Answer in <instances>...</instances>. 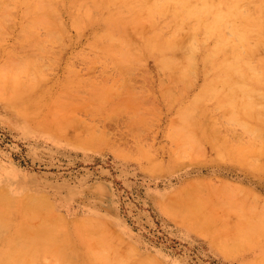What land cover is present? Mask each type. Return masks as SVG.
<instances>
[{
	"label": "rangeland",
	"instance_id": "rangeland-1",
	"mask_svg": "<svg viewBox=\"0 0 264 264\" xmlns=\"http://www.w3.org/2000/svg\"><path fill=\"white\" fill-rule=\"evenodd\" d=\"M21 11L14 9L13 14ZM88 43L89 30L76 27H69L62 39H48L46 50L29 70L40 80L28 94V99L35 97L28 112H17L8 105L11 102L0 99V172H18L23 185L38 189L31 191L47 193L66 215L69 231L79 226L84 229L88 217L103 219L94 234L100 239L105 234L109 237L108 250L125 254L123 264H136L151 254L160 259L159 264H242L240 256L229 257L210 237L171 217L162 203L172 191L197 177L217 183L227 180L247 190L233 187L224 194L200 189L204 191L199 195L209 200L215 215L225 221L231 216H255L257 221L264 217V170L211 159L215 143L221 150L237 148L247 163L264 165V92L226 86L233 82L212 89L185 115L186 126L196 128L199 116L204 124L207 102L222 104L215 110L217 115L212 114L209 127L216 141L203 139L197 144L191 139L181 146L168 134L172 120L178 117L176 107L169 106L164 95L174 104L189 101L201 88L202 79L176 82L150 55L135 62L118 61ZM6 48L0 50L1 64H8L10 55L19 61L40 52L36 46L24 45L20 26L13 23L6 33ZM65 116L105 123L110 135L122 136L112 143L132 153L144 149L149 157L125 158L116 154L112 143L98 148L72 139L70 132L59 134L52 129H59L53 121ZM43 121L51 123L46 126L50 130L41 129ZM177 148L192 150L195 159L173 160Z\"/></svg>",
	"mask_w": 264,
	"mask_h": 264
},
{
	"label": "bare ground",
	"instance_id": "bare-ground-1",
	"mask_svg": "<svg viewBox=\"0 0 264 264\" xmlns=\"http://www.w3.org/2000/svg\"><path fill=\"white\" fill-rule=\"evenodd\" d=\"M19 8L22 11L13 14V10ZM10 23L20 26L21 41L25 46H36L40 51L19 61L10 55L8 64L0 63V99L11 102L8 105L17 112H28L35 104V97L28 99V94L33 92L40 79L29 70L46 50L48 39H62L69 27L88 29V45L112 54L118 61L135 62L143 55H150L173 81L202 79L201 88L189 101L174 104L164 95L169 100H166L168 105L176 107L178 117L172 120L168 134L181 146H186L191 139L197 144L203 139L216 141L212 140L209 127L212 116L217 115L215 110L223 107L222 104L207 102L204 124L199 116L196 128L186 126L185 115L195 101L207 98L212 89L233 82L226 86L264 92V0H0L2 51L7 49L6 33ZM43 28L46 32L40 31ZM221 101L219 97L218 102ZM53 122L59 125V129L52 128L59 134L70 132L72 139L98 148L110 145L112 139L122 140L121 135H110L105 123L85 122L83 118L70 116ZM182 122L184 125L177 127ZM50 124L43 121L41 129L50 130L46 127ZM112 144L116 154L125 158L149 157L144 149L132 153ZM212 145L213 162H237L263 172L264 165L247 163L245 155L237 148L221 150L215 143ZM193 155L192 150L177 148L173 160L176 157L190 161L195 159ZM17 174L20 175L14 171L0 172V182L6 183L0 186V264L124 262L125 254L117 249L113 253L108 250L110 240L106 234L102 239L94 234L104 223L103 219L88 217L84 229L79 226L73 231L67 230L66 215L58 211L47 193L31 191L38 189L30 184L23 185ZM194 181L198 182L187 183ZM194 181H187L172 191L163 200V209L186 228L210 237L212 244L229 257L240 256L242 264H264V217L258 221L255 216H231L226 221L221 220L209 200L199 195L204 191L200 190L202 187L220 193L231 191L233 187L247 189L227 180L217 183L197 177ZM259 229L263 231L260 235ZM132 248L134 251L136 247ZM151 255L136 264H159L160 259Z\"/></svg>",
	"mask_w": 264,
	"mask_h": 264
}]
</instances>
